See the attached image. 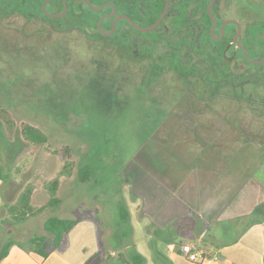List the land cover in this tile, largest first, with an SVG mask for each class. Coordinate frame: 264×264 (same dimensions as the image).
I'll return each mask as SVG.
<instances>
[{"label": "rangeland", "instance_id": "obj_1", "mask_svg": "<svg viewBox=\"0 0 264 264\" xmlns=\"http://www.w3.org/2000/svg\"><path fill=\"white\" fill-rule=\"evenodd\" d=\"M230 2L238 14L264 21V0H225L227 5ZM255 33L261 34L262 28L257 27ZM19 47L22 55L0 51V110L8 108L16 123V133L9 138L0 117V166L4 178L0 189V253L9 240L27 244L35 236H49L44 223L53 211L48 206L47 185L57 178L62 204L54 215L97 220L101 244L112 256L124 249L123 232L131 230L134 243L135 239L136 243L146 237L150 240L155 234L151 224L155 221V200L149 198L141 180L178 185L180 189L174 197L181 200L183 196H197L198 209L208 203L205 200H211L208 210L212 212L221 210L220 201L228 200L250 180L264 183V179H252L264 160V131L261 133L249 117L251 112H233L228 105L222 108L254 144L239 135L231 138L225 121L210 114L193 127L196 131H189L187 125L193 126L189 119L164 120L171 108L169 99L174 98L164 91V85H159L161 96L144 92L148 83L134 64L125 69H133L131 77L111 72L112 57L99 50L102 46L94 47L72 35L64 40H22ZM26 123L40 128L48 142L36 146L26 141L21 133ZM156 137H161L157 139L161 143L170 140L167 143L171 146L156 148L151 140ZM66 147L70 148L67 161L73 164L71 176L62 173L66 161L61 152ZM84 168H88L90 180L85 184L80 181V176L85 177ZM204 180L210 182L197 189L195 181ZM28 184L35 187L33 205L45 209L8 228L6 222L11 217L6 206L14 205ZM117 193L122 194L131 212L128 229L120 226L116 218ZM256 200L257 206L264 204V192ZM179 203L182 202H176L178 208ZM218 229L213 225L210 233ZM111 235L113 246L107 241ZM148 255L153 257L154 251L151 249Z\"/></svg>", "mask_w": 264, "mask_h": 264}, {"label": "flooded vegetation", "instance_id": "obj_2", "mask_svg": "<svg viewBox=\"0 0 264 264\" xmlns=\"http://www.w3.org/2000/svg\"><path fill=\"white\" fill-rule=\"evenodd\" d=\"M88 1L96 9L104 8L99 12L93 11L83 0H21L23 4L29 5L27 13L31 18H28L24 13L19 12L18 1L1 0L0 40H26L35 37L46 40H64L72 37V35L80 36L87 44L94 47L102 46L103 48L98 49L102 53L106 54L107 52L108 55L112 56V60L109 62L110 68L113 65L111 72H124L125 74H129L130 77L134 71L133 69L125 70L130 65V61L126 58L140 55L143 59L142 63H138L140 67L138 73L148 83L146 86V91L148 92L151 86L155 85V87H158V85H161V81L157 79L161 78L164 73L171 71L182 74L188 71L190 78H201L199 74L207 73L211 74L213 79L218 78L220 73L221 78L225 76L229 81L237 85L238 81L242 82L244 77L246 79L250 77L254 78L255 74L264 69V63L256 65L250 62V60L257 61L264 58L263 50L261 51L260 49V39L264 40V28H262L261 34L255 33V29L263 26L264 21H260L258 18L249 19L248 15L244 13L238 14L233 2L227 5L225 0ZM45 2H47V13L51 15H64L60 17L46 15L43 12V4ZM211 5L212 14L217 21L214 34H212L214 19L209 12ZM85 8L99 14L97 29L99 20L103 17L105 18L102 22V28L107 33L113 31L114 23L117 21L116 29L108 36L98 29L107 38L106 41L100 40L97 34L81 33L77 29L62 32L67 29H57L56 23L53 25L55 33L42 32V26L46 24L45 27H49V22L42 17L41 13L56 22L58 19H67L73 10H84ZM165 11L166 13L162 22L150 31H139L129 20L124 18H130L138 27L147 28L153 26ZM209 19L212 21V24L209 27L208 34L206 32V23H209ZM223 26L225 28L222 33ZM31 27H37L38 32H34ZM202 50L207 53L210 59H220L224 64H221L222 62L219 61L218 65H202L206 61V59L201 57ZM245 51L248 58L245 55ZM118 57H121V59ZM159 57L161 58L159 59ZM244 60L247 63H244ZM121 64L123 68H115ZM142 73L144 74L141 75ZM147 78L156 79L149 82ZM186 83L189 87L193 88L196 86L211 87V83L201 85V83H197L195 80H189ZM217 86L222 87L223 84H216L215 87ZM146 91L144 90V92ZM244 99L255 101V99ZM196 100H200L204 103V106L210 107L208 104L211 100L210 98L195 99L192 95L184 104H182L183 99H180L182 105L177 104L174 108H170L169 114L164 120H202L208 114L213 115L214 119L226 118V115L222 112V108H226L227 106V104H224L227 102L226 96L214 99L215 106H217V103L219 105V113L216 111L217 108L213 109L215 111L208 112L202 111L205 109H201V107L196 110ZM188 102L191 104L192 112L186 111L189 105ZM175 107H179L180 111L176 112L177 109ZM249 117L256 123L255 125H258L259 129L263 128L264 113H250ZM236 133L242 140H247L251 143L250 136L243 133L239 128L236 130ZM261 136L262 134L259 135V138Z\"/></svg>", "mask_w": 264, "mask_h": 264}, {"label": "trees", "instance_id": "obj_3", "mask_svg": "<svg viewBox=\"0 0 264 264\" xmlns=\"http://www.w3.org/2000/svg\"><path fill=\"white\" fill-rule=\"evenodd\" d=\"M1 1V0H0ZM18 1V9L20 13H24L28 18H31L29 14L27 13L29 11V5L23 4L21 0H14ZM42 17L49 22L48 25L49 27H45V25L42 26V32H50V33H55L54 29V23H56V28H65L62 32H69L71 29H77L81 33H90V34H97L100 40L106 41L107 38H105L97 29V22H98V17L99 14H96L92 12L90 9L85 8L84 10H73L70 13V16L67 19L61 20L58 19L56 22L54 20H51L44 16L41 13ZM209 18V17H208ZM212 21L209 19V23H206L207 30L206 32L209 34V27L211 26ZM261 28H264V25L261 26ZM31 29L34 32H38L37 27H31ZM34 40V41H48L46 39H40V38H28L26 40ZM24 39H19V40H0V51H7L10 53H18V54H23L21 49H17L19 47L20 41ZM55 39H51V41H54ZM260 44H261V51L263 52L264 55V40L261 38L260 39ZM20 48V47H19ZM201 57L206 59L202 65H218L217 63L221 61L220 59L217 60H212L209 58L207 53L202 50ZM222 56V54H221ZM112 57V56H111ZM121 59V57H118ZM161 57H159L160 59ZM127 60L130 61V64L134 65H139L138 63H142L143 57L138 55V56H130L126 58ZM158 59V58H157ZM157 61V60H156ZM221 64H224L223 61H221ZM244 63H247L246 60H244ZM123 65H117L115 68H123ZM264 66V65H263ZM105 68H108L105 66ZM189 72L186 71L183 74L180 72H166L162 75L161 78H158L157 80L161 81V85L167 88V90L164 89V91L170 93L171 97H174L172 101H170V106L171 108H174L177 104L180 106L184 103L187 102V99H189L190 96L193 95L195 99H204V98H210L211 100L208 102L210 107L204 106V103L200 100H196L195 102V109H205L202 110L204 112L208 111H215L213 109L217 108V112H220L219 105L217 103V106H215L214 99L215 98H220L221 96H226L227 97V102L224 104H227L229 107L233 108V112H239L241 114L243 113H264V69L260 70L258 74L254 75V78L250 77L249 79H246V77L243 78V81H238V84L236 85L232 83V81H229L227 77H219L216 79H213L211 74H199L201 78L196 77V78H190L189 77ZM185 77H183V76ZM251 75V74H250ZM156 78H151V80H155ZM189 80H195L197 83H201V85H204V83H211V87H201V86H196L195 88L189 87L186 82ZM216 84H223L222 87L216 86ZM159 86V85H158ZM161 86V87H162ZM161 87L159 86L160 90L158 87L151 86L149 89V93L160 95L162 93ZM146 91V89H144ZM157 90V91H156ZM144 94V93H143ZM161 96V95H160ZM244 98H249V99H255L253 100H247ZM156 99V97H155ZM180 99H183V102L181 104ZM258 100V101H257ZM188 106L186 111L187 112H192L191 104L188 102ZM177 110L176 112L180 111L179 107H175ZM12 110V109H11ZM175 112V111H174ZM0 117L4 121L7 127V136L9 138L13 137L14 134L16 133V123L15 119L12 116L11 112L8 110V108H3L0 110ZM235 119L238 120L236 117ZM179 120V119H177ZM221 120L225 121L227 130L226 132L231 133V138L236 139L238 134L236 133V130L238 127L236 124H232L230 118H222ZM170 121V120H169ZM173 121V120H171ZM199 122H202V120L199 119H193L191 120V125H187V128L189 131H196L193 127L196 126ZM204 122V121H203ZM262 122V121H261ZM205 123V122H204ZM214 123V122H213ZM195 124V125H194ZM211 127L214 132L215 127L214 124ZM156 130V128H155ZM261 132L264 131V127L262 129H259ZM22 136L24 139L32 144H35L36 146L38 145H43L48 142V137L47 135L38 127L31 125V124H24L22 126L21 130ZM224 133V132H222ZM244 133V132H243ZM196 136V134H193ZM239 137V136H238ZM171 138V137H169ZM161 139V137H156L151 139L153 142V146L158 148L159 146L157 145H165V146H171V144H168L170 140L166 139L165 141H162L161 143L158 140ZM167 143V144H166ZM171 143V141H170ZM167 148V147H165ZM164 149V148H163ZM168 149V148H167ZM169 150V149H168ZM70 153V148L66 147L62 150L61 152V157L63 160L66 161L64 168H63V175L71 176L73 172V164H70L67 161V155ZM219 160H222L223 156L220 154L219 155ZM198 158L195 157V161H197ZM83 172L85 173V177L80 176V181L85 184L86 182H90L89 180V170L88 168H84ZM3 175H2V168L0 166V180L3 182ZM4 183V182H3ZM29 186L26 187L24 192L21 194L19 200L11 206H6L7 207V212L8 215L11 217V220L6 222L7 227L11 228L15 224H21L26 222L30 217L37 216L41 214L45 207H35L32 203L33 201V195H34V189L35 187L32 184H28ZM60 188V180L59 178L51 181L47 185V190L49 193V202L48 206L52 209L53 215L49 217L45 223H44V229L45 231L49 234V236H35L31 238L27 244H22L19 241L16 240H9L7 241L0 253V263L3 259H5L11 247L14 245H18L24 250L28 252H33L40 257L46 259L48 258L54 251L59 250L64 247L66 244L67 237L71 233V231L74 229V227L79 223L78 219H72V218H61L57 215H54L58 208L62 204V200L58 196ZM116 203H115V211L118 219V223L120 226H127L125 228H129L130 225V219H131V212L128 208V206L125 204V201L123 199L122 194L117 193L115 195ZM255 213L260 216L263 221H264V204H261L256 207ZM97 224L98 228V233H99V226H98V221L94 220ZM117 228V227H116ZM115 228V229H116ZM114 229V230H115ZM123 239V250L119 251L117 256H112L107 250L103 248V245L101 244L100 241V249L97 254L92 256L85 264H94L95 262H98V264H110L111 262L114 261V264H146V258L138 252V250L135 248V243L133 242L132 239V232L129 230V232H123L122 236ZM113 236L108 237V245L113 246L114 240ZM100 239V238H99Z\"/></svg>", "mask_w": 264, "mask_h": 264}, {"label": "crops", "instance_id": "obj_4", "mask_svg": "<svg viewBox=\"0 0 264 264\" xmlns=\"http://www.w3.org/2000/svg\"><path fill=\"white\" fill-rule=\"evenodd\" d=\"M253 175L252 179H264V160ZM141 181L149 198L155 200L153 238L146 237L137 243L134 240L146 264H193L182 255L184 243L202 244V249L219 258L218 262L208 264H264V221L255 213L256 199L264 192V183L254 184L250 180L238 193L220 201L221 210L212 212L209 211L212 205L208 204L211 200H205L208 203L198 209L197 196H183L181 200L174 197L180 189L178 185L166 184L163 180ZM2 183L0 180V189ZM207 183L195 181V186L200 190V185ZM177 201L182 202L180 208ZM0 204L3 205V199ZM76 219L79 223L64 247L48 258L14 245L0 264H85L100 249L99 233L93 218ZM213 225L219 227L215 234L210 233ZM151 249L153 257L148 255Z\"/></svg>", "mask_w": 264, "mask_h": 264}, {"label": "water", "instance_id": "obj_5", "mask_svg": "<svg viewBox=\"0 0 264 264\" xmlns=\"http://www.w3.org/2000/svg\"><path fill=\"white\" fill-rule=\"evenodd\" d=\"M83 1H85V2L88 4V6H89L93 11L99 12V11H101V10L104 8V7H101V8H99V9H96V8H94V7L91 5V3H90L88 0H83ZM46 5H47V2H45V3L43 4V12H44L46 15H49L50 17H60V16H63V15H64V14H61V15H51V14L47 13V11H46ZM211 7H212V5H211L210 8H209V12H210L211 16H212L213 19H214V26L212 27V34H214V29H215V27H216L217 21H216L215 17H214L213 14H212V8H211ZM65 10L67 11V9H65ZM165 13H166V11L164 12V14L161 16V18H160V19H159V20H158L153 26H151V27H147V28L138 27V26L135 25V23H134L130 18H128V17H124V18L127 19V20H129V21H130V22H131V23H132V24H133V25H134L139 31H150V30L156 28V27L162 22ZM104 18H105V17H103V18H101V19L99 20V23H98V29H99V31L102 32L104 35L108 36V35L112 34L113 31L116 29V22H117V21L114 23L113 31L107 33V32H105V31L103 30V28H102V22H103ZM224 28H225V26L222 27V33H223V31H224ZM263 37H264V34H263ZM245 55H246V57H247V53H246V51H245ZM247 58H248V57H247ZM250 62L253 63V64H256V65H258V64H263V63H264V58L261 59V60H257V61H251V60H250Z\"/></svg>", "mask_w": 264, "mask_h": 264}, {"label": "built area", "instance_id": "obj_6", "mask_svg": "<svg viewBox=\"0 0 264 264\" xmlns=\"http://www.w3.org/2000/svg\"><path fill=\"white\" fill-rule=\"evenodd\" d=\"M182 255L193 264H208L218 262L219 258L211 252L200 248L197 244L181 245Z\"/></svg>", "mask_w": 264, "mask_h": 264}]
</instances>
